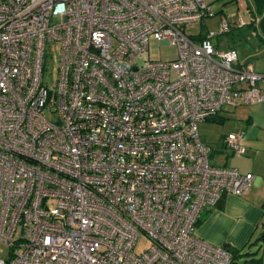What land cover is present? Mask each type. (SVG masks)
Segmentation results:
<instances>
[{
    "label": "built area",
    "instance_id": "2783aa9c",
    "mask_svg": "<svg viewBox=\"0 0 264 264\" xmlns=\"http://www.w3.org/2000/svg\"><path fill=\"white\" fill-rule=\"evenodd\" d=\"M211 15L204 0H0V264H232L196 222L254 176L211 163L199 127L264 102V72L213 46L227 21L186 32ZM151 38L175 56L140 64ZM221 145L243 155L244 131Z\"/></svg>",
    "mask_w": 264,
    "mask_h": 264
},
{
    "label": "rangeland",
    "instance_id": "374dc122",
    "mask_svg": "<svg viewBox=\"0 0 264 264\" xmlns=\"http://www.w3.org/2000/svg\"><path fill=\"white\" fill-rule=\"evenodd\" d=\"M204 1L209 5L212 15L207 16L201 23L187 25L185 27L186 32L204 35L208 29L217 31L219 23L227 21L230 26L229 31L212 37L213 46L220 50L234 48L238 53L240 64H250L255 70L264 72V42L259 39L258 31L249 25L252 18L244 6L245 0ZM239 16L243 17L244 24L242 25L238 22ZM58 51L57 43L47 44L42 80L48 87L52 85L56 77ZM175 54L176 48L174 46L151 38L148 49L139 57L138 62L142 64L148 59H172ZM246 108H242L243 112ZM236 112L239 111H235L234 107L224 105L218 115L200 124L199 131L202 139L213 149L210 156V161L213 164H223L225 162L223 155L231 154L230 150L225 147L223 150L220 149L224 136L233 130L238 123ZM228 157L231 158L232 155ZM227 163L232 165L231 162ZM49 204L53 205V202ZM146 244L147 238L141 234L135 250L140 251ZM235 249L239 252L237 260L241 264H264V218L254 227L245 244ZM8 256L9 246L0 242V257L7 259Z\"/></svg>",
    "mask_w": 264,
    "mask_h": 264
},
{
    "label": "crops",
    "instance_id": "0c3cea01",
    "mask_svg": "<svg viewBox=\"0 0 264 264\" xmlns=\"http://www.w3.org/2000/svg\"><path fill=\"white\" fill-rule=\"evenodd\" d=\"M250 5V0L244 5L248 7L249 13L252 9ZM250 15V22L256 24L259 16ZM258 85L264 89V81ZM244 107L247 108L243 112ZM234 108L239 111L236 112L238 123L230 132L244 131L246 150L243 155H233L232 152L224 154L225 162L217 165L232 166L243 173H252L254 179L242 195L225 194L217 205L206 208L204 211L208 210V213L197 225L196 235L215 245L228 244L240 248L264 218V102L241 104ZM220 150H223L222 145ZM229 155H232V161Z\"/></svg>",
    "mask_w": 264,
    "mask_h": 264
},
{
    "label": "trees",
    "instance_id": "16d2710c",
    "mask_svg": "<svg viewBox=\"0 0 264 264\" xmlns=\"http://www.w3.org/2000/svg\"><path fill=\"white\" fill-rule=\"evenodd\" d=\"M250 3H251L250 7L252 6V9L250 10V14L252 13L253 16H259V20L256 24L253 21H251L249 25L252 26L254 30L258 31L259 39L262 42H264V0H250ZM213 117L214 116H212L211 118ZM207 213L208 210L207 212L206 211L202 212V214L200 215V217L196 222L197 225L203 221ZM224 246L227 247L232 253V264H241L237 260V256L239 254V252H237L238 250H236L235 248L231 247L228 244H224Z\"/></svg>",
    "mask_w": 264,
    "mask_h": 264
}]
</instances>
